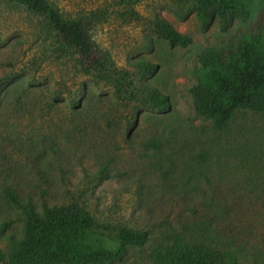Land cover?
I'll list each match as a JSON object with an SVG mask.
<instances>
[{
    "label": "rangeland",
    "instance_id": "rangeland-1",
    "mask_svg": "<svg viewBox=\"0 0 264 264\" xmlns=\"http://www.w3.org/2000/svg\"><path fill=\"white\" fill-rule=\"evenodd\" d=\"M49 1L67 19L89 18L96 44L131 85L119 91L43 16L0 0V79H12L0 99V264H12L27 209L70 205L92 217L95 247L117 253L121 230L148 232L143 247L128 246L112 264H157L177 241L264 264V116L239 112L218 130L197 116L189 93L199 53L236 28L201 33L195 0ZM157 15L193 44L171 48L154 30ZM260 23L256 16L245 31ZM150 88L168 96L167 113ZM150 140L160 148L145 147ZM7 187L22 205L3 198Z\"/></svg>",
    "mask_w": 264,
    "mask_h": 264
},
{
    "label": "trees",
    "instance_id": "trees-1",
    "mask_svg": "<svg viewBox=\"0 0 264 264\" xmlns=\"http://www.w3.org/2000/svg\"><path fill=\"white\" fill-rule=\"evenodd\" d=\"M28 7L43 16L59 33L64 47L76 53L82 64L103 80L116 84L119 91L130 87L129 76L116 69L110 56L101 50L91 36L89 18L67 19L49 0H7ZM256 7L254 0H195L196 16L201 33L217 27L235 36L203 49L198 55L199 68L195 82L189 89L197 116L210 121L223 130L239 112H252L264 116V0ZM256 16L259 26L251 31L248 22ZM92 17H96L93 15ZM239 25V26H237ZM237 26V27H236ZM154 30L171 48H186L193 44V36L177 31L161 15L154 20ZM144 65V64H143ZM156 64L147 72L154 75ZM12 79H0V99L4 88ZM150 99L160 111L170 110L168 96L150 88ZM147 148H160L156 140L145 144ZM3 198L22 205L20 193L11 187L4 189ZM94 221L78 205L44 206L41 211L32 207L26 210L24 234L12 239L14 250L12 264H112L123 257L128 246L143 247L149 239L148 232L121 230L117 253L103 246L95 247L88 240ZM8 226L3 225V229ZM4 256L0 252V263ZM157 264H235L233 255L201 241L185 245L175 242L156 254Z\"/></svg>",
    "mask_w": 264,
    "mask_h": 264
}]
</instances>
